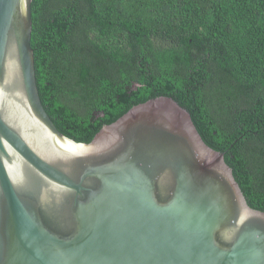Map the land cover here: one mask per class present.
I'll list each match as a JSON object with an SVG mask.
<instances>
[{
	"label": "water",
	"instance_id": "obj_1",
	"mask_svg": "<svg viewBox=\"0 0 264 264\" xmlns=\"http://www.w3.org/2000/svg\"><path fill=\"white\" fill-rule=\"evenodd\" d=\"M31 1L0 0V264H264V211L168 96L89 142L36 85Z\"/></svg>",
	"mask_w": 264,
	"mask_h": 264
},
{
	"label": "trees",
	"instance_id": "obj_2",
	"mask_svg": "<svg viewBox=\"0 0 264 264\" xmlns=\"http://www.w3.org/2000/svg\"><path fill=\"white\" fill-rule=\"evenodd\" d=\"M38 94L89 142L131 106L173 98L264 211V0H32Z\"/></svg>",
	"mask_w": 264,
	"mask_h": 264
}]
</instances>
